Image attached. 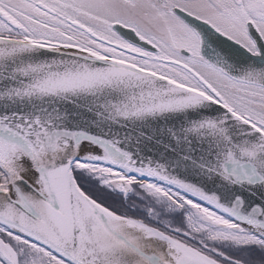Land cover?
Returning <instances> with one entry per match:
<instances>
[{"label": "snow or ice", "instance_id": "1", "mask_svg": "<svg viewBox=\"0 0 264 264\" xmlns=\"http://www.w3.org/2000/svg\"><path fill=\"white\" fill-rule=\"evenodd\" d=\"M0 264H264V0H0Z\"/></svg>", "mask_w": 264, "mask_h": 264}]
</instances>
